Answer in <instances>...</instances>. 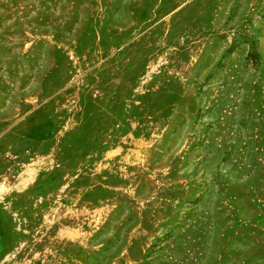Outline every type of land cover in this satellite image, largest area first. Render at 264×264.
I'll list each match as a JSON object with an SVG mask.
<instances>
[{
	"label": "rangeland",
	"instance_id": "obj_1",
	"mask_svg": "<svg viewBox=\"0 0 264 264\" xmlns=\"http://www.w3.org/2000/svg\"><path fill=\"white\" fill-rule=\"evenodd\" d=\"M0 264H264V0H0Z\"/></svg>",
	"mask_w": 264,
	"mask_h": 264
},
{
	"label": "crops",
	"instance_id": "obj_2",
	"mask_svg": "<svg viewBox=\"0 0 264 264\" xmlns=\"http://www.w3.org/2000/svg\"><path fill=\"white\" fill-rule=\"evenodd\" d=\"M5 236H4V232L2 230V227L0 225V262L3 261L4 257H5Z\"/></svg>",
	"mask_w": 264,
	"mask_h": 264
}]
</instances>
